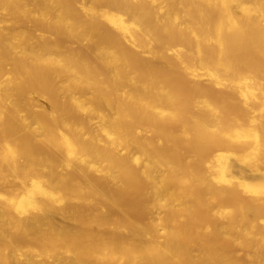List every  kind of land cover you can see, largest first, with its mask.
Here are the masks:
<instances>
[{
    "label": "bare ground",
    "instance_id": "6f19581e",
    "mask_svg": "<svg viewBox=\"0 0 264 264\" xmlns=\"http://www.w3.org/2000/svg\"><path fill=\"white\" fill-rule=\"evenodd\" d=\"M0 264H264V0H0Z\"/></svg>",
    "mask_w": 264,
    "mask_h": 264
}]
</instances>
